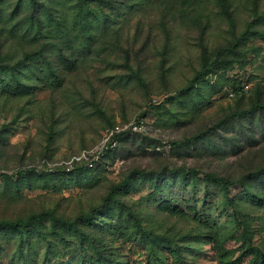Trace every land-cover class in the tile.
Returning a JSON list of instances; mask_svg holds the SVG:
<instances>
[{
	"label": "rangeland",
	"instance_id": "374dc122",
	"mask_svg": "<svg viewBox=\"0 0 264 264\" xmlns=\"http://www.w3.org/2000/svg\"><path fill=\"white\" fill-rule=\"evenodd\" d=\"M76 3L0 0V221L58 220L0 229V264H264V110L218 124L264 106V0L90 2L82 33ZM140 119L105 171L67 169ZM207 175L245 177L233 207Z\"/></svg>",
	"mask_w": 264,
	"mask_h": 264
},
{
	"label": "trees",
	"instance_id": "16d2710c",
	"mask_svg": "<svg viewBox=\"0 0 264 264\" xmlns=\"http://www.w3.org/2000/svg\"><path fill=\"white\" fill-rule=\"evenodd\" d=\"M31 1H32L33 4H35L37 0H31ZM109 1H110L109 4H111V2H113V0H109ZM217 1L219 3V7L223 11H225V13H227L229 15L228 8H227V0H217ZM76 2H77L76 3V8H77L78 12H80V14H78V13L76 14V17L78 19L77 21H79V24H80V28H79L80 33H82V31H84L85 28L87 29V26H89L88 13H86V11H85V9L87 11L89 10V3L90 2H95V3H97L100 6H102L104 4H107L108 5V0H76ZM79 3H81V4H79ZM52 19L54 21H56L57 24H59L54 17H52ZM31 20H32V22L36 21L38 23V26L40 27V22H41L40 16H38V15H32L31 18H30V21ZM32 22H31V24H32ZM31 24H29V26H30L29 28H31ZM257 35L264 37V33H262V32L257 33ZM35 36H36V34H35ZM82 39H83L82 41H84L86 44H88L89 41H90V36L89 35L86 36V37L84 36V38H82ZM3 48L4 47H2L0 45V69L1 68H4V67L5 68L7 67L6 69L9 68V70H11L13 66H11V67L7 66V65H9V63H7V61L10 60V57L7 56L4 53V52L9 51V50H7V49L6 50H3ZM202 54H203V60H204V62H206V52H202ZM222 54H223V49L221 48L217 52V57L219 55H222ZM3 63H5L7 65L4 66ZM15 68H16V66L13 69H15ZM196 79H198V77H196ZM139 80H140L141 83H144L141 78H139ZM233 91H234V93L236 95H238V93L240 92V89L238 87H234L233 88ZM254 110H264V106L263 105H260V104H256V105L252 106L251 108H248V109H245V110H242V111H239V112L238 111H230V113H228L226 115L227 117L225 116L223 118V121L219 122L218 124L219 125L220 124L222 125L223 123H225V122L228 123L231 120H239V119H241V117H242L241 115L242 114L247 113V112H250V111H254ZM113 126H111V127H113ZM141 133L143 134L144 132L135 133L133 135L141 134ZM129 135H131V134H129ZM125 136H128V135H124V133H122V134L116 135L114 138L117 140V143H118L119 138H124ZM184 142H185V140L184 141H180V142H171V146H172L171 150L174 151V149L176 147L181 146ZM107 153H109V151ZM107 153L105 155H107ZM106 168L107 167L105 166V163L104 162H101V163H99L93 169H87V168L84 167L82 170L103 172V171L106 170ZM74 172H78V170L77 171H74ZM74 172H72V173H74ZM255 174H259L261 177H264V167L262 166L259 170H256L255 171ZM207 178L209 180H211L212 182L218 183L219 185L222 186L223 191H224V196L229 201L228 203H230V206L231 207H233V205H232V198H229L228 195H227L228 191L230 190V187H232L235 184H239L241 186H245L246 185V182L243 180L245 177H243V179L240 178V179H238L236 181H234V180H228L226 177H215L213 175H207ZM126 184H127V182H123V183H119L117 186H113V187L110 188L109 194L106 196V199H105L106 205H110L111 203H115L118 206L119 209L120 208L127 209V206H126V204H124L123 201L118 200V199L115 198L118 189H121V188L125 187ZM108 201H110V202H108ZM42 215L47 216L48 218H50L54 222L58 221V220H56L54 218V216H53V214L51 212H44L43 214H40V215H35V214L34 215H30V217L27 220H25V221H23L21 219H16V220H12V221L11 220L10 221H7V220L0 221V229H7L9 231L19 232L23 228L29 227L34 221L39 220L42 217ZM130 217H132V214H130ZM90 218H91V213L89 215L85 216V219L86 220H89ZM135 222L137 223V220H135ZM66 229H68V230L71 229V225H69L68 228H66ZM74 230L77 231V229H74ZM253 251L256 252L257 250L254 249ZM257 253H260V252L257 251ZM249 264H257L256 258H254L253 260H251L249 262Z\"/></svg>",
	"mask_w": 264,
	"mask_h": 264
},
{
	"label": "built area",
	"instance_id": "2783aa9c",
	"mask_svg": "<svg viewBox=\"0 0 264 264\" xmlns=\"http://www.w3.org/2000/svg\"><path fill=\"white\" fill-rule=\"evenodd\" d=\"M144 131L145 123L143 119L127 124H115L106 130L103 140L97 147L84 150L73 156L67 163V169L74 170L77 166L93 169L102 162L104 155L117 144V140L114 138L116 135L122 133L129 135Z\"/></svg>",
	"mask_w": 264,
	"mask_h": 264
}]
</instances>
